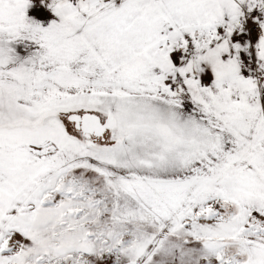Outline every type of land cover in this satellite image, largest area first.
<instances>
[{"label": "snow or ice", "instance_id": "1", "mask_svg": "<svg viewBox=\"0 0 264 264\" xmlns=\"http://www.w3.org/2000/svg\"><path fill=\"white\" fill-rule=\"evenodd\" d=\"M0 264H264V0H0Z\"/></svg>", "mask_w": 264, "mask_h": 264}]
</instances>
